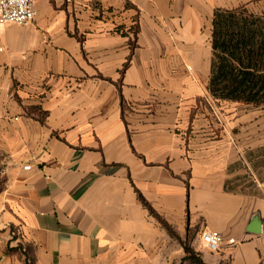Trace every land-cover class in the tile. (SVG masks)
I'll use <instances>...</instances> for the list:
<instances>
[{
  "label": "crops",
  "instance_id": "1",
  "mask_svg": "<svg viewBox=\"0 0 264 264\" xmlns=\"http://www.w3.org/2000/svg\"><path fill=\"white\" fill-rule=\"evenodd\" d=\"M239 4L34 0L0 24V264H264V108L207 88L213 10Z\"/></svg>",
  "mask_w": 264,
  "mask_h": 264
},
{
  "label": "trees",
  "instance_id": "2",
  "mask_svg": "<svg viewBox=\"0 0 264 264\" xmlns=\"http://www.w3.org/2000/svg\"><path fill=\"white\" fill-rule=\"evenodd\" d=\"M211 25L209 92L218 99L264 108V11L254 12L244 4L216 7ZM183 248L196 263L206 264L187 243Z\"/></svg>",
  "mask_w": 264,
  "mask_h": 264
},
{
  "label": "built area",
  "instance_id": "3",
  "mask_svg": "<svg viewBox=\"0 0 264 264\" xmlns=\"http://www.w3.org/2000/svg\"><path fill=\"white\" fill-rule=\"evenodd\" d=\"M35 14L34 0H0V24H28L33 21ZM24 167L29 168V165ZM200 239L203 247L211 252H218L225 244L235 242L233 237L225 238L218 230L209 228L200 231Z\"/></svg>",
  "mask_w": 264,
  "mask_h": 264
},
{
  "label": "rangeland",
  "instance_id": "4",
  "mask_svg": "<svg viewBox=\"0 0 264 264\" xmlns=\"http://www.w3.org/2000/svg\"><path fill=\"white\" fill-rule=\"evenodd\" d=\"M247 6L254 12H260L264 9V0H247ZM1 178V173H0ZM193 234V230H189L188 236ZM187 236V237H188Z\"/></svg>",
  "mask_w": 264,
  "mask_h": 264
},
{
  "label": "water",
  "instance_id": "5",
  "mask_svg": "<svg viewBox=\"0 0 264 264\" xmlns=\"http://www.w3.org/2000/svg\"><path fill=\"white\" fill-rule=\"evenodd\" d=\"M259 224H260L259 216L257 214H255L250 220V225H249L248 230L258 232L259 231Z\"/></svg>",
  "mask_w": 264,
  "mask_h": 264
}]
</instances>
